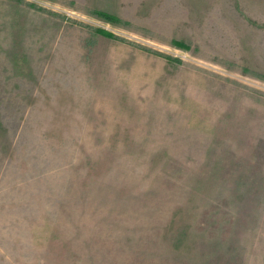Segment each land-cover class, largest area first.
Returning <instances> with one entry per match:
<instances>
[{
	"label": "rangeland",
	"instance_id": "rangeland-1",
	"mask_svg": "<svg viewBox=\"0 0 264 264\" xmlns=\"http://www.w3.org/2000/svg\"><path fill=\"white\" fill-rule=\"evenodd\" d=\"M0 264H264V0H0Z\"/></svg>",
	"mask_w": 264,
	"mask_h": 264
}]
</instances>
